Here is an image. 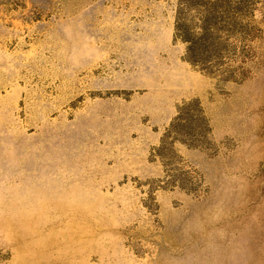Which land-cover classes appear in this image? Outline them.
Instances as JSON below:
<instances>
[{
	"label": "rangeland",
	"instance_id": "obj_1",
	"mask_svg": "<svg viewBox=\"0 0 264 264\" xmlns=\"http://www.w3.org/2000/svg\"><path fill=\"white\" fill-rule=\"evenodd\" d=\"M177 3L0 0V264H264V0L209 73Z\"/></svg>",
	"mask_w": 264,
	"mask_h": 264
},
{
	"label": "trees",
	"instance_id": "obj_2",
	"mask_svg": "<svg viewBox=\"0 0 264 264\" xmlns=\"http://www.w3.org/2000/svg\"><path fill=\"white\" fill-rule=\"evenodd\" d=\"M240 3L241 0H178L174 38L185 43L187 61L202 64V69L208 73L211 68H219L220 51L228 36L225 25L234 26L240 21L236 18L244 16ZM194 15L197 16V23H192ZM193 28L198 30L195 32ZM184 130V134H196Z\"/></svg>",
	"mask_w": 264,
	"mask_h": 264
}]
</instances>
